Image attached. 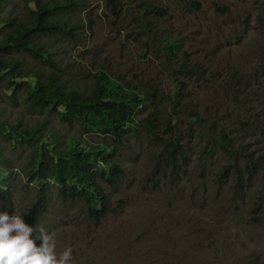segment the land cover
Masks as SVG:
<instances>
[{"label": "rangeland", "instance_id": "rangeland-1", "mask_svg": "<svg viewBox=\"0 0 264 264\" xmlns=\"http://www.w3.org/2000/svg\"><path fill=\"white\" fill-rule=\"evenodd\" d=\"M26 1L18 0L19 7L10 6L6 13H20ZM198 1L200 12L180 0H78V8L67 16L78 26L79 38L62 36L51 45L75 63L74 76L86 81L104 70L132 82L150 95L151 110L161 117L170 112L176 80L187 79L179 65L168 64L164 52L165 40L178 41L179 58L203 74L188 82L189 106L207 120L226 114L229 130L240 129L231 117L249 124L235 136L242 134L251 151L264 157V0ZM144 3L168 12L149 36L142 23ZM227 83L242 87L243 95L226 92ZM0 113L29 126L49 119L68 138L80 136L54 115L32 114L23 101L14 105L0 99ZM82 138L90 144L105 141ZM203 147L196 140L185 173L170 176L168 167H155L162 152L157 140L130 138L119 159L125 176L115 189L107 188L117 214L99 225L80 204L63 201L54 191L41 226L53 234L57 254L71 247V264H264V211L254 213L264 174L255 187L239 194L234 183L218 184L216 176L225 164L221 157L199 160ZM16 184L15 205L7 212L21 216L34 191L25 188L21 176Z\"/></svg>", "mask_w": 264, "mask_h": 264}, {"label": "trees", "instance_id": "trees-1", "mask_svg": "<svg viewBox=\"0 0 264 264\" xmlns=\"http://www.w3.org/2000/svg\"><path fill=\"white\" fill-rule=\"evenodd\" d=\"M180 1L198 12L203 8L198 0ZM25 4L20 13L8 15L10 6L19 7L18 0H0V99L14 105L23 101L32 114L54 115L80 136L68 138L49 119L29 126L22 121L12 123L0 113L1 212L15 205L16 179L21 176L25 188L34 191L21 217L34 229L46 219L54 191L63 201L80 204L82 212L99 225L117 214L107 188L115 189L125 176L119 163L121 152L130 138L142 135L159 142L162 152L155 167H168L170 176L185 173L193 161L192 145L198 140L204 145L200 161L221 157L225 163L216 176L219 185L234 183L239 194L255 187L264 174V157L251 151L242 134L235 136L250 125L231 117L240 129L229 130L226 114L207 120L189 106L188 82L203 74L196 64L179 58L178 41L165 40L164 52L168 64L179 65L187 79L176 80L170 112L159 117L157 110H151L150 95L132 82L104 70L92 73L86 81L74 76L75 63L61 58L60 47L51 45V40L62 36L73 41L79 38L78 26L67 16L78 8V0H27ZM142 7V23L149 36L168 12L151 3ZM233 83L238 82L233 79ZM226 92L243 95L242 87L229 83ZM84 136H100L105 141L90 144L83 141ZM261 183L257 216L264 211Z\"/></svg>", "mask_w": 264, "mask_h": 264}, {"label": "clouds", "instance_id": "clouds-1", "mask_svg": "<svg viewBox=\"0 0 264 264\" xmlns=\"http://www.w3.org/2000/svg\"><path fill=\"white\" fill-rule=\"evenodd\" d=\"M72 251L66 247L58 255L53 234L43 226L37 230L15 213L0 212V264H71Z\"/></svg>", "mask_w": 264, "mask_h": 264}]
</instances>
